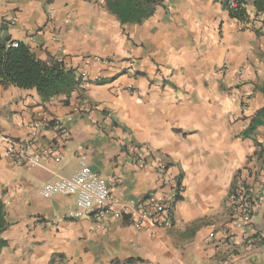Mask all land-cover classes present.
<instances>
[{
	"label": "crops",
	"instance_id": "obj_1",
	"mask_svg": "<svg viewBox=\"0 0 264 264\" xmlns=\"http://www.w3.org/2000/svg\"><path fill=\"white\" fill-rule=\"evenodd\" d=\"M159 1L141 22L122 23L106 0H0L1 37L89 76L84 111L75 93L43 101L35 89L0 83V264H264V242L228 259L208 239L226 226L229 189L256 154L264 194V145L257 153L264 142V116H257L264 22L251 29L230 17L224 0ZM127 57L136 59V74L123 72ZM52 119L68 139L44 126ZM33 123L41 127L35 138ZM26 142L38 150L51 145L59 157L20 164L7 148ZM135 146L148 151L140 161ZM83 157L126 203L165 195L176 179L172 227L153 236L126 219L102 228L67 218L76 197L44 198L39 189L70 176ZM158 162L168 164V181L158 177Z\"/></svg>",
	"mask_w": 264,
	"mask_h": 264
},
{
	"label": "built area",
	"instance_id": "obj_2",
	"mask_svg": "<svg viewBox=\"0 0 264 264\" xmlns=\"http://www.w3.org/2000/svg\"><path fill=\"white\" fill-rule=\"evenodd\" d=\"M235 7V0H229L228 8ZM261 13L254 16L248 15L245 23L251 29H255L264 19H260ZM61 61V60H59ZM107 66H114L115 61L104 60ZM123 72L136 74L138 63L136 59L127 57L121 60ZM78 80L72 93L79 95V107L82 111L87 109L82 93L85 90L89 76L82 68L72 69ZM101 74L94 76L95 81L101 80ZM51 124V125H49ZM44 126H50L62 137L68 139L69 132L61 123L52 119ZM41 127L32 124L30 137L35 138ZM264 142L258 145L257 153H260ZM137 154L135 159L141 160L142 153H147L146 147H133ZM7 154L18 163L27 166H37L41 159L59 157L56 149L47 145L40 150L33 149L29 142L23 146L12 143L7 148ZM258 155L250 158L252 165L243 167L234 178L229 193L224 202L223 214L227 218L226 226L220 231H211L208 235L210 241L216 240L218 247H224L226 258H234L240 249L249 251L260 247L264 242V194L259 173L253 166ZM158 177L162 181H168V164L158 162L155 164ZM264 175V169H262ZM180 188L176 179L168 181V191L165 195L158 196L155 193L147 194L138 204L126 203L115 199L109 191L107 182L94 171L86 162L85 158L79 159L78 169L68 177L46 182L39 189V194L44 198L54 195H74L76 208L70 211L66 217L69 219L89 218L96 227L105 228L107 223L115 219H126L135 228H145L150 235L172 227V211ZM258 217V220H256Z\"/></svg>",
	"mask_w": 264,
	"mask_h": 264
},
{
	"label": "trees",
	"instance_id": "obj_3",
	"mask_svg": "<svg viewBox=\"0 0 264 264\" xmlns=\"http://www.w3.org/2000/svg\"><path fill=\"white\" fill-rule=\"evenodd\" d=\"M159 0H106L109 11L122 22L139 23L150 16ZM229 0L223 1V7L230 17L241 23L248 22L246 3L235 0V7L228 8ZM256 13L264 11V0H251ZM77 78L72 69L62 61L49 58L39 59L23 42L10 41L0 36V83L14 85L20 89H35L43 101L65 95L68 97L77 85ZM264 90V85H263ZM257 116H264V107ZM255 124L260 121L255 120Z\"/></svg>",
	"mask_w": 264,
	"mask_h": 264
}]
</instances>
